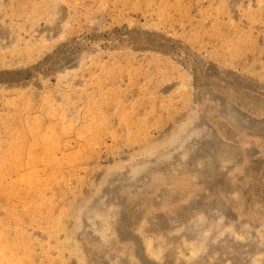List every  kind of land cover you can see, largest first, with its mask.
I'll return each mask as SVG.
<instances>
[{"label":"rangeland","instance_id":"1","mask_svg":"<svg viewBox=\"0 0 264 264\" xmlns=\"http://www.w3.org/2000/svg\"><path fill=\"white\" fill-rule=\"evenodd\" d=\"M2 148L0 264H264V0H0Z\"/></svg>","mask_w":264,"mask_h":264},{"label":"bare ground","instance_id":"2","mask_svg":"<svg viewBox=\"0 0 264 264\" xmlns=\"http://www.w3.org/2000/svg\"><path fill=\"white\" fill-rule=\"evenodd\" d=\"M115 71H116V69H115ZM107 78H108V77H107ZM107 81H108V80H107ZM99 91H100V90H99ZM109 91H110V90H109ZM115 91H116V90H115ZM115 91H114V92H115ZM106 92H107V91H106ZM108 94H109V93H108ZM112 94H114V93H112ZM91 95H92V94H91ZM101 95H102V94H101ZM106 96H108V95L106 94ZM90 97H91V96H90ZM101 98H102V97H101ZM101 98H100V99H101ZM105 98H106V97H105ZM112 98H113V96H112ZM114 98H115V97H114ZM106 99H107V98H106ZM108 99H109V97H108ZM116 99L119 100V99L117 98V95H116ZM102 101H103V98H102ZM19 103H20V102H19ZM108 103H109V102H108ZM104 104H106V103H104ZM119 104H120V103H119ZM29 105H30V104H29ZM92 105H94V104H92ZM102 105H103V104H102ZM94 106H95V105H94ZM34 107H37V106H34ZM17 108H18V106H17ZM28 108H29V106H28ZM45 108H46V106H45ZM100 108H101V107H100ZM30 109H31V108H29V110H30ZM20 110H21V109H20ZM30 111H31V110H30ZM29 113H30V112H29ZM26 115H27V114H26ZM32 115H33V114H32ZM39 115H40V113H39ZM60 117H61V116H60ZM43 119H44V118H43ZM25 121H26V120H25ZM64 121H65V120H64ZM105 121H106V119H105ZM41 123H42V122H41ZM63 123H65V122H63ZM100 123H101V122H100ZM100 123H99V124H100ZM25 124H26V123H25ZM35 124H37V123H35ZM38 124H40V123H38ZM99 124H98V125H99ZM23 126H24V124H23ZM30 126H31V123H30L29 127H30ZM38 126H39V125H38ZM101 126H102V125H101ZM29 127H28V128H29ZM31 127H32V126H31ZM31 127H30V129H32ZM28 128H27V129H28ZM33 128H34V127H33ZM40 129H41V128H40ZM33 130H34V129H33ZM33 130H32V131H33ZM36 130H37V129H36ZM38 131H39V130H38ZM24 132H25V131H24ZM35 132H36V131H35ZM52 132H53V131H52ZM65 132H66V131H65ZM67 132H68V131H67ZM30 133H31V132H30ZM33 133H34V132H33ZM36 133H37V132H36ZM39 133H40V132H39ZM39 133H38V135H39ZM53 133H54V132H53ZM20 134H21V133H20ZM26 134H27V132H26ZM26 134H25V135H26ZM34 134H35V133H34ZM25 135H23V136H25ZM43 135H44V134H42V137H41V138H43ZM47 135H48V134H47ZM53 135H54V134H53ZM19 136H20V135H19ZM49 136L51 137L52 134L50 133ZM49 136H46V137H49ZM20 137H21V136H20ZM31 137H32L31 139L35 138V137H33V136H31ZM46 137H45V139L43 138V139H44L43 141H50V140H47V139H49V138H46ZM52 137H53V136H52ZM61 137H62V135H61ZM61 137H60V138H61ZM27 139H28V137H27ZM27 139H26V140H27ZM21 140H22V139H21ZM26 140H25V142H26ZM37 140H38V138H37ZM51 140H52V138H51ZM62 141H63V140H62ZM18 142H19V141H18ZM25 142H24V143H25ZM29 142H30V141H29ZM37 142H38V141H37ZM34 143H35V142H34ZM59 143H60V141H59ZM20 144H22V143H20ZM39 146H40V145H39ZM56 146H57V145H56ZM2 147H3V146H2ZM20 147H21V146H20ZM25 147H26V146H25ZM25 147H24V148H25ZM27 147H28V146H27ZM37 147H38V146H37ZM21 148H22V147H21ZM29 148H30V147H29ZM4 149H5V148H4ZM18 149H19V148H18ZM31 149H32V148H30V150H31ZM40 149H41V148H40ZM40 149H39L38 151H40ZM2 150H3V148H2L0 151H2ZM30 150H29V151H30ZM35 150L37 151V149H35ZM35 150H34V151H35ZM15 151H16V150H15ZM31 151H32V150H31ZM38 151H37V152H38ZM9 152H10V151H9ZM9 152H8V153H9ZM19 152H21V150H19ZM24 152H25V151H24ZM48 152H49L48 154H50V151H48ZM22 153H23V152H22ZM33 153H34V152H33ZM44 153H45V154H44ZM44 153H42V154H43V155H46V152H44ZM0 154L2 155V153H0ZM69 155H70V152H69ZM12 156H13V155H12ZM12 156H11V157H12ZM71 156H72V155H71ZM75 156H76V154H75ZM2 157H3V156H2ZM44 157H45V156H43L42 159H43ZM69 157H70V156H69ZM75 158H76V157H75ZM11 159H12V158H11ZM21 159L23 160L22 156H21ZM40 159H41V158H40ZM42 159H41V160H42ZM46 159H47V158H46ZM13 161H14V160H13ZM16 161H17V160H16ZM51 161H52V160H51ZM51 161H48V162L51 163ZM7 162H9V161H7ZM28 162H29V161H28ZM39 162H40V161H39ZM42 162H43V161H42ZM42 162H41V163H42ZM48 162H47V164H48ZM14 163H15V162H14ZM16 163H18V162H16ZM44 163H45V162H44ZM2 164H3V163H2ZM47 164H46V165H47ZM44 166H45V165H44ZM18 167H19V166H18ZM39 167H40V166H39ZM13 168H14V167H13ZM34 168H35V167H34ZM46 168H47V167H46ZM18 171H20V170H18ZM15 172H16V171H15ZM25 173H26V172H25ZM19 174H20V173H19ZM56 174H57V173H56ZM23 175H24V174H23ZM48 175H49V174H48ZM24 176H25V175H24ZM41 177H42V176H41ZM49 177H50V175H49ZM54 177H55V176H54ZM56 179H57V177H56ZM34 180H36V179H34ZM34 180H33V182H34ZM57 182H58V181H57ZM54 183H55V182H54ZM54 185H55V184H54ZM54 185H53V186H54ZM44 186H45V185H44ZM45 187H46V186H45ZM48 188H51V187H48ZM45 189H46V188H45ZM41 191H42V190H41ZM48 191H49V190H48ZM48 191H46V192H48ZM38 193H39V192H38ZM8 194H9V193H8ZM0 195H1V194H0ZM11 195H12V194H11ZM11 195H10V196H11ZM5 196H6V195H5ZM11 197H13V195H12ZM40 197H41V196H40ZM40 197H39V200L42 198V197H41V198H40ZM37 200H38V199H37ZM33 201H34V200H33ZM37 204H38V202H37ZM33 205H34V204H33ZM35 205H36V204H35ZM50 212H51V211H50ZM58 218H59V217H58ZM57 221H58V220H57ZM51 224H52V223H51ZM54 224H55V223H54ZM18 225H19V224H18ZM52 225H53V224H52ZM60 225H61V224H60ZM60 225H59V227H60ZM18 227H19V226H18ZM7 232H8V231H7ZM7 232H6V233H7ZM5 236H6V235H5ZM5 236H4V238H5ZM5 239H6V238H5ZM5 239H4V240H5ZM5 241H6V240H5ZM3 242H4V241H3ZM6 247H7V246H6ZM10 248H11V247H10ZM26 250H27V247H26ZM1 251H3V250H1ZM12 252H13V251H12ZM3 253H4V252H3ZM13 253H14V252H13ZM4 254H6V253H4ZM10 256H11V255H10ZM15 258H16V257H15ZM5 259H6V258H5ZM11 259H12V258H11ZM5 261H6V260H5ZM12 262H13V260H12ZM23 263H24V262H23ZM17 264H18V263H17Z\"/></svg>","mask_w":264,"mask_h":264}]
</instances>
